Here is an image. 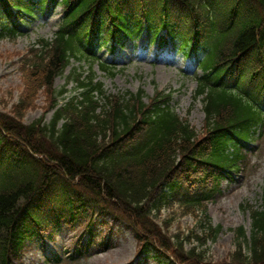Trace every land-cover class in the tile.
<instances>
[{
    "label": "trees",
    "instance_id": "obj_1",
    "mask_svg": "<svg viewBox=\"0 0 264 264\" xmlns=\"http://www.w3.org/2000/svg\"><path fill=\"white\" fill-rule=\"evenodd\" d=\"M52 2L57 4V0H0V41L14 39L27 17L37 16V6L43 10ZM160 2L165 7L170 3ZM62 3L64 11L53 42L45 43V51L24 75L31 99L38 86L53 87L55 77L72 57H91L89 49L95 53L110 47L111 42L135 39L142 30L153 40L162 29L172 39L181 36L175 29L178 24L172 27L171 9L163 10L165 19L153 22L152 0ZM174 3L181 5L182 11H176L184 15H176L177 20L186 24L191 17L194 22L189 40L203 38L207 42L212 56L219 61L216 68L226 59L230 67L224 72L233 70L236 81L241 83L238 93L221 85L225 77L218 72L207 73L201 80L197 96H203L207 135L202 140L188 120L170 110L169 96L157 94L150 104L144 102L142 91L128 98L105 96L102 85H96L93 78L88 82L76 80L85 88L80 101L73 98L59 106L58 97L53 98L56 111L49 123L44 119L31 125L23 123L22 112L33 106L30 99L16 106L13 117L0 113V264H11L10 257L20 256L25 243L39 230L64 223L72 226L90 209L122 218L131 226L135 220L142 223L144 228L136 232L144 242L143 251L165 255L155 235L145 236L144 229H151L145 221L157 219L171 202L178 203L185 215L205 214L204 203L218 190V183L239 172L242 148L252 141L253 125L264 119L260 109L264 103V75L260 70L264 0ZM202 31L209 35L203 32V37ZM249 53L245 61L243 57ZM212 56L209 62H213ZM96 90L103 102L93 95ZM63 93L64 90L58 96ZM194 175L196 182H207L210 175L215 184L202 191L204 194H188L183 186L191 185ZM205 217L207 224L203 232L196 234L199 245L187 253L189 260L197 257L203 261L199 249L216 242L222 232L221 226H213ZM171 221L170 217L166 225ZM237 232L233 260L237 264H264V211H253L250 235L244 228ZM194 236L193 233L186 240ZM184 240L179 241L177 235V251L184 250Z\"/></svg>",
    "mask_w": 264,
    "mask_h": 264
},
{
    "label": "rangeland",
    "instance_id": "obj_2",
    "mask_svg": "<svg viewBox=\"0 0 264 264\" xmlns=\"http://www.w3.org/2000/svg\"><path fill=\"white\" fill-rule=\"evenodd\" d=\"M62 7L49 9L42 15L38 13V18L29 26L25 34L15 41L4 40L0 42V113L8 117H13L17 112L16 106L22 100L30 99L31 107H28L23 114L25 124L33 123L44 116L46 122L53 116L51 110L53 98L56 93L66 87L68 91L64 97L60 98L61 105L67 98L81 92L73 82L75 75H89L88 67L82 63H72L64 73L55 79L53 87L40 88L35 90L32 99L25 87L24 75L39 57L41 51L37 46L41 39L51 40L58 29ZM143 40L139 43L142 44ZM140 47H144V44ZM139 48L136 53L131 49H125L117 57V69L120 70L114 79L105 76L94 66L98 81L104 83L107 94L119 98L128 92L136 94L142 90L145 102L150 103L156 91L172 93L171 106L183 119H188L190 124L197 129L202 140L206 134L204 130L205 115L200 101H194L196 90V78L184 75L181 70L186 68L183 56L177 55V60H173L170 53L165 52L156 59V49L151 48L145 51ZM102 54V53H101ZM103 56L107 59L106 54ZM111 56V55H109ZM199 73H197L198 75ZM196 76V75H195ZM70 80V82H69ZM72 80V82H71ZM67 82L69 83L67 85ZM67 85V86H66ZM64 98V99H63ZM20 115V114H19ZM244 171L238 175L237 181L233 183L224 182L222 192L216 195L214 200L207 206V212L193 213L185 215V210L177 205L162 211L157 219L145 221L151 229H144L145 236L156 237L154 240L161 245V248L168 256H171L174 264H229L235 262L233 257L236 254V237L239 228L243 227L247 234L251 233L252 217L251 207L264 209V134L254 145L253 151L247 156ZM197 175H194L195 181ZM195 183V182H194ZM213 226H221L222 232L216 242L208 244L199 249V257L203 259L189 260L188 252L194 246H198L195 239L196 234L203 232V227L207 224V219ZM171 217V222H167ZM92 220H104L100 226L97 225L95 233V248L87 252L85 256L69 259L77 242L85 240L83 232ZM97 221V222H98ZM76 230L67 227L55 236L54 240H49L47 246L61 258L60 263L49 262L43 252L38 248L37 242H28L23 250L22 258L16 259L15 264H162L152 258L143 262L139 256L141 241L137 239V230L144 228L137 220L131 222L134 229L129 228L125 222H117L111 217L95 214L80 222ZM194 233V237L186 240V237ZM184 240V250L177 251L175 240ZM199 237V236H198ZM111 243L107 248L103 243ZM103 244V245H101ZM101 245V246H100ZM244 254V253H243Z\"/></svg>",
    "mask_w": 264,
    "mask_h": 264
}]
</instances>
